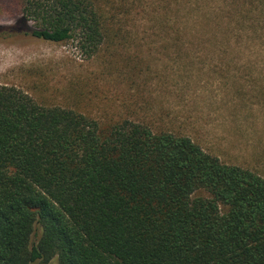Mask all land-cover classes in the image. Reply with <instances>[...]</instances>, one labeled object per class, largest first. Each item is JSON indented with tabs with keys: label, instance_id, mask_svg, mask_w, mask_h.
Wrapping results in <instances>:
<instances>
[{
	"label": "trees",
	"instance_id": "obj_1",
	"mask_svg": "<svg viewBox=\"0 0 264 264\" xmlns=\"http://www.w3.org/2000/svg\"><path fill=\"white\" fill-rule=\"evenodd\" d=\"M18 4L20 15L1 25L0 35L74 40L92 57L111 48L115 38L131 40L130 29L122 32L119 24L144 14L152 35L167 36L178 54L197 42L205 58L216 56L219 64H210L209 71L227 79L232 94L244 100L240 76L248 74L251 97L264 96L259 67H238L233 58L236 45H264V0ZM197 191L207 195L194 196ZM54 259L264 264V177L222 161L187 135L129 118L102 126L0 84V264Z\"/></svg>",
	"mask_w": 264,
	"mask_h": 264
},
{
	"label": "rangeland",
	"instance_id": "obj_2",
	"mask_svg": "<svg viewBox=\"0 0 264 264\" xmlns=\"http://www.w3.org/2000/svg\"><path fill=\"white\" fill-rule=\"evenodd\" d=\"M19 15L18 0H0V26ZM119 26L122 32L130 29L132 39L115 38L111 48L92 57L74 40L0 35V84L22 89L41 105L79 111L102 126L129 118L187 135L222 161L264 177V96L251 97L253 78L240 76L243 100L231 93L227 79L209 71L219 62L216 56L205 58L197 42L183 45L178 54L167 36L152 35L144 14ZM233 58L238 67L250 64L264 75L263 44L236 45Z\"/></svg>",
	"mask_w": 264,
	"mask_h": 264
}]
</instances>
